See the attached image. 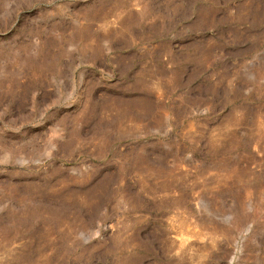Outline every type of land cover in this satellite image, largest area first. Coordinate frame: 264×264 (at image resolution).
I'll use <instances>...</instances> for the list:
<instances>
[{
  "label": "rangeland",
  "instance_id": "obj_1",
  "mask_svg": "<svg viewBox=\"0 0 264 264\" xmlns=\"http://www.w3.org/2000/svg\"><path fill=\"white\" fill-rule=\"evenodd\" d=\"M0 264H264V0H0Z\"/></svg>",
  "mask_w": 264,
  "mask_h": 264
}]
</instances>
